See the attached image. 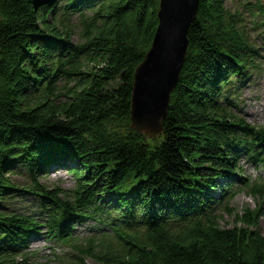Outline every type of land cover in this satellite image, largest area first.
I'll return each mask as SVG.
<instances>
[{
    "label": "trees",
    "instance_id": "16d2710c",
    "mask_svg": "<svg viewBox=\"0 0 264 264\" xmlns=\"http://www.w3.org/2000/svg\"><path fill=\"white\" fill-rule=\"evenodd\" d=\"M226 1L199 0L163 131L150 138L131 128L132 92L161 0H0V264H36L25 245L41 223L4 209L16 194L39 199L48 235L72 252L59 264H264L262 206L230 207L241 191L264 200V185L236 176L239 155L264 153V129L221 104L263 58ZM248 5L264 28V2ZM59 168L75 189L42 182ZM93 219L92 235L72 233Z\"/></svg>",
    "mask_w": 264,
    "mask_h": 264
},
{
    "label": "water",
    "instance_id": "95a60500",
    "mask_svg": "<svg viewBox=\"0 0 264 264\" xmlns=\"http://www.w3.org/2000/svg\"><path fill=\"white\" fill-rule=\"evenodd\" d=\"M198 12L199 0H161L152 48L134 77L132 130L150 138L162 133L171 96L186 62L188 31Z\"/></svg>",
    "mask_w": 264,
    "mask_h": 264
},
{
    "label": "rangeland",
    "instance_id": "374dc122",
    "mask_svg": "<svg viewBox=\"0 0 264 264\" xmlns=\"http://www.w3.org/2000/svg\"><path fill=\"white\" fill-rule=\"evenodd\" d=\"M248 1L251 4L255 3V0H227L226 5L231 9L233 13L240 14L244 20L245 26L250 32L252 39L258 47H261L264 52V28L261 27L260 21L261 18L255 17L251 13V7L248 5ZM264 2V0H258ZM251 9H250V8ZM60 14V13H59ZM58 16H61L59 15ZM76 19V17L74 18ZM73 41L77 44L81 43V40L75 35ZM264 55V54H263ZM239 108L237 113L243 119V123H247L251 126H254L258 129H264V66L262 72L257 76L255 81L248 87L244 88L241 92V97L239 98ZM241 166L245 169L248 176L252 180H256L257 183L264 185V169L256 168L255 166L247 163L245 159L241 161ZM15 181H18L20 184H26L27 178L23 176L15 175L13 176ZM43 183L47 184L50 187L55 188H64V189H74L75 187V178L66 171L55 172L48 176ZM220 192L215 193V197H219ZM246 192H240L231 202L230 207L235 213H243L245 210L251 212L256 211L260 206H262V211H264V200H259L257 198H252L248 196ZM22 196L17 195L16 200L13 202L7 201L4 209H18L19 212L26 215H30L34 209V204L32 201L20 202ZM9 202V203H8ZM224 224L227 227H233V221L235 217L233 216H223ZM92 224H90L91 226ZM260 230L264 235V217L260 220ZM78 232H82V236H87V231H83L80 227ZM31 252H38L39 255L34 258L36 264H59V262H67L71 258L72 252L67 249H60L57 244H50L41 240L40 243H36L31 247ZM70 255L71 257H68ZM91 264V261H88Z\"/></svg>",
    "mask_w": 264,
    "mask_h": 264
}]
</instances>
